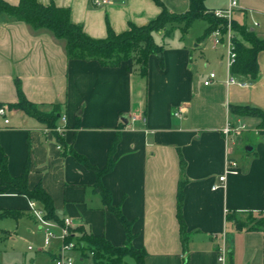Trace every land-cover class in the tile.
Returning <instances> with one entry per match:
<instances>
[{
  "label": "crops",
  "instance_id": "0c3cea01",
  "mask_svg": "<svg viewBox=\"0 0 264 264\" xmlns=\"http://www.w3.org/2000/svg\"><path fill=\"white\" fill-rule=\"evenodd\" d=\"M38 1L69 8L72 21L96 39L105 38L109 26L122 33L131 25H146L163 9L155 0H110L105 6H96L94 0ZM236 1L237 23L264 37V0ZM162 2L174 13L190 8V0ZM229 2L205 0V6L223 9ZM203 21L205 31L208 23ZM258 64L259 78L248 87L227 86L225 47H214L210 35L193 37L190 29L165 43L162 55H150L143 76L134 59L116 67L70 59L52 33L34 31L26 22L0 13V106L8 107L9 119L5 124L0 117V168L5 158L10 175L18 177L27 165L28 186L42 183L60 219L70 218L74 228L124 246L126 229L106 205L96 171L70 152L104 169L120 134L114 166L100 182L131 222L132 246L146 250V264H184L177 216L181 181L188 264H217L223 244L229 264H264V127L258 117L230 111L233 104L264 110V51L258 54ZM211 71L217 78L205 85ZM17 81L26 98L42 110L59 108L57 125L64 144L45 123L9 106L18 101ZM229 122L245 127L226 137L223 130ZM228 157L238 162V172L221 182ZM215 185L219 187L213 189ZM3 187L0 180V213L17 216L0 218V264H55L59 239L49 247L43 239L40 248H20L39 227L28 197ZM229 215L255 228L239 229ZM73 253L79 254L74 264H95L80 251ZM129 259L125 261L135 264Z\"/></svg>",
  "mask_w": 264,
  "mask_h": 264
},
{
  "label": "trees",
  "instance_id": "16d2710c",
  "mask_svg": "<svg viewBox=\"0 0 264 264\" xmlns=\"http://www.w3.org/2000/svg\"><path fill=\"white\" fill-rule=\"evenodd\" d=\"M163 9L156 19L150 23L137 26L131 25L130 28L122 33H116L110 26L105 38L96 39L89 36L82 25L76 24L71 19L70 9L59 7L54 2L44 5L38 0H20L18 5H12L4 0H0V13L9 18L26 22L34 31H48L64 44L66 55L70 59L98 60L104 66H119L122 62L134 59L140 66L143 76L147 75L148 58L152 54L162 55L163 45L155 39V34L165 30L164 35L171 34V28L174 25H180L183 34L191 29L196 20H205L208 27L204 31L201 39L210 35L216 28L225 31L226 20L217 17L212 10L205 6V0H190V8L184 13H174L169 11L162 0H155ZM168 24H173L167 28ZM233 28L234 50L237 53L236 60L231 67L232 73L248 81H256L259 78L260 70L258 64V54L264 51V37H260L256 31L248 28L246 25L237 23L234 19ZM137 55V56H136ZM18 101L10 104L12 108L22 110L39 121L45 123L54 131L60 144L64 140L57 132V122L59 120V108L52 106L50 111H44L39 105L29 101L21 87L19 81L16 82ZM230 111L237 116L258 117L261 119L260 126L264 127V110L250 105H231ZM120 134H117L114 142L108 152V161L104 169H98L88 162V160L78 154L76 151L70 152L85 166L92 168L97 173V185L104 194L106 205L116 215L126 229L127 240L124 246H114L104 236L94 235L84 231L83 228H74L73 231L80 234L79 240L86 245L83 248V255H88L86 250L93 252L91 255L95 264H103V261L111 259V264H129L125 261L126 257H132L135 264H146V250L136 249L132 246L133 234L131 231V222L123 215L121 209L114 206L111 202V195L108 190L103 188L100 179L102 174L112 170L114 161L112 154L115 146L119 142ZM182 171H184V161L181 160ZM0 180L4 186L3 190L16 189L18 193L24 194L29 200L37 201L44 210L48 219L62 222L54 207L51 196L44 189L42 183H38L33 188L28 186V166L26 165L21 176L14 177L10 175L7 169L6 159L3 158L0 168ZM184 204V181H181L177 194V216L180 223V233L182 243L186 252L184 264H188V240L189 233L183 217ZM6 216H17L16 213L3 211L0 218ZM229 221H235L237 228L244 229L248 227L241 221L228 216ZM248 228H255L251 225Z\"/></svg>",
  "mask_w": 264,
  "mask_h": 264
},
{
  "label": "built area",
  "instance_id": "2783aa9c",
  "mask_svg": "<svg viewBox=\"0 0 264 264\" xmlns=\"http://www.w3.org/2000/svg\"><path fill=\"white\" fill-rule=\"evenodd\" d=\"M110 0H94V4L96 6H105L108 4ZM237 7L236 0H230L228 6L223 9H215L212 12L219 18L226 20L225 31L223 29L216 28L214 29L210 37L213 41V46L218 47L220 45L225 47L226 51V65H227V76L225 79L226 85H236L242 88L248 87L250 85V81L245 80L244 78L232 73L231 67L234 64L237 53L234 50V14L235 9ZM217 78V73L215 71H211L209 73L208 78L204 81L205 85H210ZM180 112H176V115H179ZM8 107L0 106V117L4 118L5 124L9 123V119L7 117ZM245 125L241 126H233L230 122L227 123L223 132L226 137H229L234 132H238L240 129L244 128ZM238 162L233 158L228 157L226 159V169L224 175L220 176V181L225 182L227 178V174L229 173H237L238 172ZM217 185L213 187L216 189ZM29 210L33 215L34 219L37 222V225L41 232L44 234V247H49L54 239H59L61 241L59 251L56 254L54 261L55 264H74L75 260L70 255L71 252L80 251L83 252V248L86 245L83 241L79 240L80 234L74 232V225L70 218H64L62 222L54 221L46 218L44 210L41 205L35 200H29ZM33 246H29V249H33ZM86 253L92 255L93 252H89L86 250ZM217 264H229V251L228 247L223 244L218 249V257Z\"/></svg>",
  "mask_w": 264,
  "mask_h": 264
},
{
  "label": "rangeland",
  "instance_id": "374dc122",
  "mask_svg": "<svg viewBox=\"0 0 264 264\" xmlns=\"http://www.w3.org/2000/svg\"><path fill=\"white\" fill-rule=\"evenodd\" d=\"M173 24H168L167 28H171ZM205 25L206 23L203 20H198L195 22V24L193 25V27L191 28V35L193 37H198L200 38L203 34H204V29H205ZM181 27H179V25H174L171 28V34L168 36L162 35V34H158L155 35L156 41L161 44L164 45L167 42H173L175 39H177V37L181 36ZM137 56V55H136ZM58 133L62 132V128L57 127L56 128ZM38 229V228H37ZM43 239L44 236L42 234V232L39 231V229L34 232L33 234L27 235L24 240L23 243H21L20 248H24L26 249L27 246H33L36 248H40L43 246ZM56 240V239H54ZM75 260H77L76 262H78V253H73V255H71ZM88 259L87 261L92 262L93 261V257L88 254ZM111 259H106L103 261V264H111L112 262L109 261ZM132 263L134 262L133 259H129ZM111 262V263H110Z\"/></svg>",
  "mask_w": 264,
  "mask_h": 264
}]
</instances>
